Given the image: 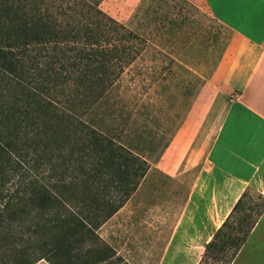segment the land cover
Listing matches in <instances>:
<instances>
[{
    "label": "trees",
    "instance_id": "16d2710c",
    "mask_svg": "<svg viewBox=\"0 0 264 264\" xmlns=\"http://www.w3.org/2000/svg\"><path fill=\"white\" fill-rule=\"evenodd\" d=\"M91 2L0 0V264H105L98 232L150 170L153 128L119 90L170 56ZM263 214L247 189L204 259L231 264Z\"/></svg>",
    "mask_w": 264,
    "mask_h": 264
},
{
    "label": "rangeland",
    "instance_id": "374dc122",
    "mask_svg": "<svg viewBox=\"0 0 264 264\" xmlns=\"http://www.w3.org/2000/svg\"><path fill=\"white\" fill-rule=\"evenodd\" d=\"M114 6L122 15L118 1L113 5L106 0L102 9L108 11ZM180 6L182 22H123L114 18L170 58L145 52L137 63L140 70L131 68L120 86L123 94L124 87L130 89L128 97L133 103L134 96L140 95L146 116L138 115L137 123L153 128L144 139L148 150L143 156L150 170L121 211L98 232L113 253L105 264H221L212 258L204 259V254L208 205L211 219L219 224L236 196L229 180L212 200L213 176L208 172L209 150L226 101L223 98L222 104L208 111L203 120V107H196L195 102L202 99L204 82L176 56L186 45L190 31L210 30L214 21L196 6ZM158 162L168 164L175 173L164 172L156 166ZM204 182L206 187L202 188L200 184Z\"/></svg>",
    "mask_w": 264,
    "mask_h": 264
},
{
    "label": "crops",
    "instance_id": "0c3cea01",
    "mask_svg": "<svg viewBox=\"0 0 264 264\" xmlns=\"http://www.w3.org/2000/svg\"><path fill=\"white\" fill-rule=\"evenodd\" d=\"M90 1L102 9L106 0ZM110 1L113 5L121 3L122 15L115 6L102 10L123 22H182L180 5L196 6L214 21L217 31L211 24L210 30L190 31L186 45L176 54L204 82L202 99L195 102L196 107H203V120L208 111L222 104L223 98L226 101L222 122L209 150L208 172L213 176L212 200L229 180L236 196L219 224L211 219L208 205L207 245L247 189L264 196V0ZM164 11H168L167 15ZM156 166L166 173H175L163 162ZM200 186L206 187L205 182ZM194 199L193 193L192 203ZM37 264L49 263L42 260ZM231 264H264V214Z\"/></svg>",
    "mask_w": 264,
    "mask_h": 264
}]
</instances>
